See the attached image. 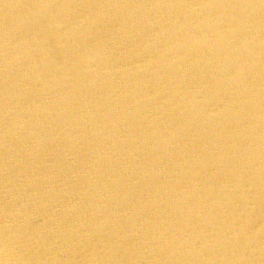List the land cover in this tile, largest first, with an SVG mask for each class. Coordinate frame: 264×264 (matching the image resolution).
Masks as SVG:
<instances>
[{"label": "bare ground", "instance_id": "obj_1", "mask_svg": "<svg viewBox=\"0 0 264 264\" xmlns=\"http://www.w3.org/2000/svg\"><path fill=\"white\" fill-rule=\"evenodd\" d=\"M0 264H264V0H0Z\"/></svg>", "mask_w": 264, "mask_h": 264}]
</instances>
